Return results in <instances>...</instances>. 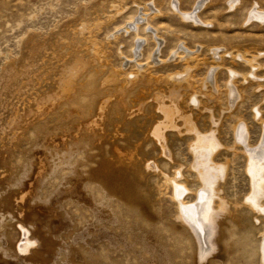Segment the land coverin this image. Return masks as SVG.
Masks as SVG:
<instances>
[{
    "label": "rangeland",
    "instance_id": "obj_1",
    "mask_svg": "<svg viewBox=\"0 0 264 264\" xmlns=\"http://www.w3.org/2000/svg\"><path fill=\"white\" fill-rule=\"evenodd\" d=\"M177 1L182 12H191L201 0ZM177 1L0 0V264H259L255 246L263 224L252 221L251 216L256 214L248 213L245 206L240 207L239 212L245 217V222L250 223L247 230L230 235L223 222L216 251L206 262H200L188 228L176 220V208L167 198L170 190L166 196L159 195L161 179L156 174L142 167L143 174L136 176L113 164L109 177L113 179L108 182L106 175L96 179L91 173L79 175L73 169L75 157H83V152L89 147L93 130L87 127L85 131L84 125H90L86 122L92 116L108 132L111 124H117L115 117H119L116 114L126 113L119 121L120 132L126 134L125 127H129L135 133L146 134L147 129L158 121L156 97H164V101L175 99L163 83L155 86L153 82L147 85L137 80L129 85L125 78L135 71L133 63L144 65L151 62L153 73L165 78L180 74L185 68L178 60L174 61L178 46H185L186 52L189 49L201 51L200 58L210 57L208 48L224 47L229 53L235 46L257 47L264 51V23L256 19L252 24L247 23V15L250 12L252 16L255 6L264 13V0H238L237 10L232 11L228 7L231 0H202L206 5L200 10L199 18L209 25L199 27L189 21L185 24L175 16L172 8ZM152 2L164 14L163 17L151 19L146 31L144 27L140 28L139 38L120 33L118 40L111 39L129 19L137 17L140 23L144 5ZM145 9L150 12L149 6ZM98 24H101L99 28L96 27ZM152 31L163 38L161 46H155L151 38L158 35ZM137 38L147 41L144 44L138 41L139 46L135 48ZM95 45L106 49L103 58H94ZM201 46L202 50L199 49ZM183 54V57L187 55ZM160 61L166 63L163 65ZM12 65L17 67L16 70ZM224 65L240 74L249 71L243 64L232 66L229 58L224 59ZM75 66L82 70L73 69ZM111 68L125 70L120 73L117 83L105 81ZM211 68L209 61L193 73L196 92H200L199 81ZM257 76L264 78V71ZM68 79L73 83L69 94L63 91ZM227 80L226 72L221 70L216 78L217 85L222 88ZM200 94L203 95L202 107L211 109L214 117L221 121L220 142L224 147L220 148L215 162L224 165L230 161L227 176L221 183V196L227 200L244 199L245 202L244 197L251 194L252 185L258 180L254 181L247 175L248 162L244 161L242 154L237 151L233 155L230 150L234 148L230 127L240 115L248 126L244 131L246 141L251 143L248 146L257 148L262 130L252 114L253 109L260 105L261 96L246 90L244 103L227 117L223 114L224 97L218 103L216 96L204 91ZM72 95L76 96L73 104L68 102V96ZM188 103L187 98L177 102L181 111L192 115L199 129L206 131L209 126L206 109L196 108L192 101L194 108ZM70 106L75 110L81 106L83 113L80 111L81 115L74 113L77 116L67 117ZM29 119H35L34 127L21 135V130L16 129L27 125ZM73 126L79 127L82 134L74 128L72 130ZM92 126L94 130L98 129ZM68 135L71 137L67 138ZM182 135L178 137L172 131L167 132L172 153L171 163L165 161L169 163L167 169L162 168L156 152L150 156V161L155 159L164 173H171L182 166L183 181L189 189L197 190L195 173L190 169L194 159L188 152L189 137ZM63 136L65 138L61 142ZM19 137H26L27 141L17 142ZM45 137L47 144H41ZM246 141L238 144L244 147ZM70 150L75 152L65 159ZM62 161L66 163L60 165ZM253 164L258 166L257 161ZM34 165L37 167L35 172ZM260 165L261 168L264 163ZM91 167L95 165L90 164L82 170L87 172ZM30 179L33 184L24 189L23 185H30ZM193 197V193L189 194L186 202H195ZM238 217L241 218L240 215ZM20 223L29 230V238L37 242L27 252H22V247L18 246L24 239ZM251 225L258 228L254 233L257 240L250 234Z\"/></svg>",
    "mask_w": 264,
    "mask_h": 264
},
{
    "label": "bare ground",
    "instance_id": "obj_2",
    "mask_svg": "<svg viewBox=\"0 0 264 264\" xmlns=\"http://www.w3.org/2000/svg\"><path fill=\"white\" fill-rule=\"evenodd\" d=\"M239 4H240V1L238 0L229 1L228 2L229 10L230 11H232V9L237 10ZM205 5H206L205 1L201 0L196 3L195 7L193 8L191 12H182L181 9L178 8L179 7V2H178L174 4L172 11L175 13V16L180 18L182 21H185V24L187 23V21H189V22H192V24H194V26L196 27H199L202 25L207 26L209 25V23H206V22L204 23L199 18L200 10ZM146 6H149L150 12H147L148 9H145ZM143 9H144V13L141 15L140 23L137 22L138 20L137 17L129 19L125 24L126 26L120 27L111 36V39L118 40V38L120 37L119 35L120 33L121 35L122 33L126 35L133 34L134 36L138 37L139 35L138 32L140 28L144 27V30L146 31L148 23L151 19L164 16V14L159 10V8L156 6L154 2L144 5ZM118 10L119 9L116 8V11ZM139 10H141V8H139ZM116 14L118 15V12ZM251 14L252 16L250 15V12H249L247 15L248 24L249 23L252 24L253 21H255V19L259 23H264V13L258 10V7L255 6L252 9ZM100 25L101 24H98L96 25V27L99 28ZM90 33L92 32L89 31V34ZM152 33L154 34L156 32L152 31ZM154 35H158L156 37L154 36L151 38L153 39L155 46H158V47L161 46V43L163 42V38L158 34V32L157 34H154ZM157 37L158 39H156ZM138 38L134 44L135 48L139 46L137 45L138 41H143V44H144V41H147L144 38L143 39L142 38L138 39ZM134 47H133V52L134 54H136L137 52H135L136 50H134ZM95 48L96 49L94 50V58L96 57L98 59H101V57L107 53L106 49H104L102 46L95 45ZM181 48H183L182 49L183 52L187 54L185 55V57H183L184 54L183 52H181ZM199 49L202 50V46ZM176 50H177L175 52L177 54L175 57L176 59L175 60L173 59V60L174 61L178 60L184 65L185 68L183 69L182 73L168 75L165 78H163V76L159 77L155 75L156 74L155 72L153 73L154 67L152 65L150 66V64H152L151 62L145 63L144 65H142L141 63H133L134 61L132 60L133 62L131 63H133L132 65L134 66L135 71L131 73L130 75H127L125 78L126 81L129 83V85L132 83L134 84L135 82H137V80H142L147 85L148 84L151 85V83L153 82L155 86L157 83H163L165 87H167L169 95L175 98L176 101H173L175 99L164 101L165 99L164 97H161V96L156 97L157 108L155 109L157 112L158 121L154 122L155 124L152 127H150V129H147L146 134L144 133L138 134L137 132L135 133L129 127H125L126 134H122L120 132L118 128L121 122L119 121L123 120V117L121 118V116L125 115L126 113L122 115H118L114 113V115L116 114L119 118L115 117V120H117V124L116 123L111 124L110 131L108 132L104 130V128L100 125L98 121L93 120L94 116H92V119L86 122L87 124H90V125L89 126L84 125L85 131L87 127L93 130V133L91 134V140L89 142V147L85 149V151L83 152V155H84L83 157H81L80 159L75 157V159L73 160L75 163L74 164L75 167L73 169H75L78 172L76 173L79 175H82L85 173V175L88 176L91 173L95 175L96 179H100L102 178L103 175H106L108 177L107 178L108 182H110V180L113 179V177L109 178L110 175L112 174L111 167L113 166V164L114 165L116 164V166L119 165L118 167H122L124 168V170L128 172L134 173L136 176L138 175L141 176L143 174V171L141 170L142 167L145 168V171L156 174L157 177L161 179V185L158 187L159 193H160L159 195L166 196L167 195L166 192L170 190L171 194L169 193L170 196H168L167 198L176 208V220L180 221L183 225H185L188 228L190 235L192 237V240L194 242L195 252H197L200 262H206L208 258L211 257L216 251L218 236L221 234V226L223 222L225 223L224 225L227 226L226 229L229 230L230 235H234L235 231L247 230L248 225L250 223L248 222L249 224H247L244 220L245 217L243 216V214L239 212L240 207L245 206L247 208L248 213H250L251 215L252 213L256 214L255 217L253 215L251 216L252 217L251 219H253L252 221H255L257 224L260 223L259 225L263 224L262 229L259 231L257 228L258 226L257 224H256L257 226L251 225L250 227L252 230L250 231V234L252 235V238H255L256 234L254 233L256 231H258L259 233L260 237L255 246V252L258 255V259H259L258 263L264 264V175H263L264 166L260 168L261 166L260 164L264 163V78L257 76L260 72L264 71V51L258 49L257 47L240 48L239 46H235L234 48H232L233 52L229 53L224 47L223 48L222 47L208 48V53L210 57L200 58L201 51L197 50V52H193L192 50L187 49L188 52H186L185 46L184 47L178 46ZM154 53L156 56L157 51H155ZM175 53L173 52V56ZM135 58L138 62L139 60L137 59V57ZM225 58H229L230 64L232 66H238V64H243L245 67L249 69V71L246 72L245 74L234 72V70L231 67L227 68L224 65ZM209 61L212 64V68L210 70L212 72L209 71L207 75L199 81L200 82L199 83L200 92L198 93L193 89L195 85L194 80H193V73L196 70L203 67L205 64H207ZM165 63L166 61H160V64L164 65ZM11 67L13 70L14 69L16 70L17 68L14 65H12ZM76 67L79 68L78 66H75L72 68L74 69ZM79 69H81V67ZM111 70L112 68L110 69V71ZM221 70L226 72L227 79H228L227 80L228 82L224 83L222 88L219 87L216 82V78ZM75 72L77 74V71ZM121 72L123 73L125 72V70L120 68L117 70H112L110 73L108 72L109 74L108 76L106 75L107 77L105 78L106 83H109V82L117 83V79ZM69 80L70 79H68L67 84L63 81L66 84V86H64L65 88L63 89V91L68 94L71 93V90L73 87V85L71 86L72 80L70 81ZM237 82H239L240 84ZM102 87H103V84H102ZM84 89H87V88H84ZM248 89L251 90L252 95H256L255 93H257L258 95L261 96V100L259 103L260 105H258L257 107L253 109V114H252L254 120L260 125L259 126L260 130H262L261 140H260V143L258 144L259 146L257 148H254V147L251 148L248 146L251 143L246 141V135L244 134V131L245 129L246 130L248 129V126L246 123H243L244 119L240 115L236 117V120L230 127V130H231L230 132H231L233 145H234V148H231L230 150L233 152V155L237 154V151H239L242 154L244 161L248 162L246 164L247 165V169H246L247 175H250L251 177H253V180L254 179L258 180V183L256 184L254 183L253 185L251 184L252 185V190L250 189L251 194L247 198L244 197L245 202H243L244 199L227 200L221 196V193H222V190H220L222 189L220 188L221 183L224 181V178L227 176V172L229 170L228 166L230 164V161L229 160L226 161L224 165L223 164L219 165L215 162V157L217 156V153L219 152L220 148L224 147L223 142L222 143L220 142V125L221 124L219 123H221V121L219 122V119L214 117L211 109L205 108L206 106L202 107L203 95H201L200 93L204 91V92L210 93L211 96H216L215 100L218 103H221L222 97H224V106L222 107L225 108V110H223V114L224 116L230 117V114L233 112V110L237 109L241 104L244 103V100L246 97V90ZM59 91L61 92L62 90L60 89ZM58 96H60L59 93H58ZM75 97H76L75 95L68 96V99H69L68 102L73 104V99H75ZM185 98L189 99V103H188L189 106H192V107L195 106V105H192L193 104L191 103L192 101L196 104L197 106L196 108H199V107L203 108L204 111L206 109V113L208 114L206 118L208 120L207 122H209V126L207 127L206 131H201L199 129L197 122L192 115L185 114L181 111V108L178 106L177 102H181V101L183 102ZM116 103H118V100L116 101ZM102 104L104 105V103ZM103 105H101V108L99 109V111H101ZM116 106H118V104ZM68 108H71V106ZM73 108H71V110L69 109V111L66 112L67 117L71 118L72 116L76 114L81 115L80 111L83 113V111L80 109L81 106L78 108L76 107V110L75 108L74 110H72ZM123 109L125 110V108ZM139 109L140 108H138V110ZM141 114L142 113H140V115ZM10 118L12 119V116ZM14 120H15V117H14ZM17 120L18 119H16V121ZM34 120L29 119L27 125L20 124L21 126L19 125L20 127L18 128L16 127L17 128L16 130L18 131L21 130L20 134L25 135L30 127H34L33 125ZM20 121H23V120H20ZM92 125L96 126V128L98 129L94 130V127ZM73 128L74 130H77L80 132V134H82L81 133L82 131L81 129H79V127L73 126L72 130ZM168 131L174 132L178 137L181 136L182 134L184 136L189 137L188 141L190 142L187 146L188 152L191 156H193V159H194L192 162L193 165L190 166V169L195 173V181L198 183L197 190L189 189L185 181H183L184 174L182 172L183 170L182 166H179L181 169L177 170L176 168L171 173H164L155 159L150 161L151 159L150 156L156 152L158 155V158H160L162 161L161 166L163 169H167L168 164L171 163L172 153L170 150V145L167 140ZM16 137H18V135H16ZM70 137L71 135L67 136V138H70ZM46 138L47 137L42 138V140L40 141L41 144H47L45 143V141L47 140ZM64 138L65 136L61 137L60 139L62 140L61 142L64 141ZM20 141H27V139L26 137L24 139L19 137V139H17V142H20ZM245 141L247 142V145L244 144L245 148L238 144L239 142L245 143ZM73 152L75 151L74 150L68 151L67 155L64 156L65 159L69 158ZM106 155L108 156V158H105ZM165 161H168L169 163ZM256 161L258 162V166H255L253 164ZM65 163H66L65 161H62L60 165H64ZM33 164H31V166ZM90 164L95 165V167H91L87 172L82 170L85 167H89ZM13 166L14 164H12L11 167ZM33 167H34L33 172H35V169H37V167L35 165ZM78 178H81V177H78ZM31 179H30V185H23L24 189H27L26 188L27 186H31V184H33ZM81 183L82 182H80V184ZM200 188H202V190H200ZM192 193L194 195L192 200L196 199V201L193 203H187L186 200L188 199L189 194H192ZM198 193H202V194H198ZM21 201L23 202V198L21 199ZM239 215L241 218L238 217ZM248 220H250V218ZM20 232L24 235V239H23V242H21L18 246L22 247L21 248L23 250L22 252H27L29 251V249H32V247L36 245L37 242L34 239L29 238L30 232L25 226H23L22 223H20ZM255 240L257 239L255 238ZM17 250L19 251V247Z\"/></svg>",
    "mask_w": 264,
    "mask_h": 264
}]
</instances>
